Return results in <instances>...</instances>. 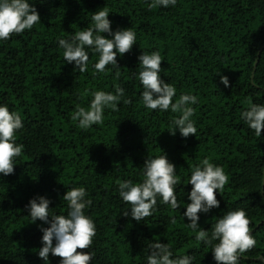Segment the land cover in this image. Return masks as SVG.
Instances as JSON below:
<instances>
[{"label": "trees", "instance_id": "16d2710c", "mask_svg": "<svg viewBox=\"0 0 264 264\" xmlns=\"http://www.w3.org/2000/svg\"><path fill=\"white\" fill-rule=\"evenodd\" d=\"M151 0H34L41 21L32 30L0 41V103L18 112L24 127L16 135L23 145L14 173L0 178V264H44L38 252L41 221L31 223L29 201L44 195L50 211L66 215L67 190L84 187L92 201L85 210L96 225L90 264H147L148 245L171 246L174 256L192 255L193 264H216L211 245L195 239L183 217L191 169L208 158L223 167L228 182L219 208L200 214L212 225L227 211L243 209L257 241L241 264L264 255V129L260 137L240 118L249 101L264 105V0H178L175 7H150ZM107 8L112 28H130L137 43L117 56L115 69L96 73L98 54L89 53L86 72L64 63L58 38L92 26L93 12ZM104 35H108L105 33ZM110 38V37H109ZM158 51L161 77L183 93L195 94L197 134L187 138L168 129L179 116L149 110L141 102L138 57ZM257 62V65H256ZM111 69V66H108ZM228 76L230 86L221 83ZM125 89L130 104L105 109L103 124L82 130L71 120L76 105L87 108L92 93ZM167 154L176 165V195L171 209L157 198L153 214L137 222L118 193V182L143 179L148 156ZM174 221V222H173ZM49 255L45 264H59Z\"/></svg>", "mask_w": 264, "mask_h": 264}, {"label": "clouds", "instance_id": "9594fccd", "mask_svg": "<svg viewBox=\"0 0 264 264\" xmlns=\"http://www.w3.org/2000/svg\"><path fill=\"white\" fill-rule=\"evenodd\" d=\"M178 0H151L150 7H175ZM109 10L102 8L93 12L92 26L87 30L75 32L68 38H58V46L63 49L64 63L74 64V69L83 73L87 71L89 53L98 54L94 64L96 73H105L115 69L118 79L121 75L117 56L123 57L137 43L136 33L130 28L113 30V21L109 19ZM41 21L34 0H0V41L8 40L13 34H21L25 30H32ZM107 33L108 35H104ZM110 37V38H109ZM138 79L143 87L141 102L149 110L166 112L171 110L179 113L172 120L168 129L173 135L177 130L184 138L197 134L194 107L198 103L195 94L183 93L173 102L177 94L175 86L165 82L161 77L162 57L158 51L148 54L143 52L139 57ZM111 66V69L108 66ZM221 83L228 87V76H221ZM130 104L131 99L125 98V89L117 85L114 92L98 90L92 93L90 105L85 108L76 105L71 114V120L82 130H88L93 125L103 124L104 110H119L120 103ZM249 129L254 130L257 137L264 129V105L249 101V107L240 117ZM21 115L9 106L0 103V178L14 173L16 159L22 156L23 145L16 143V135L23 129ZM143 179L139 183L132 180L118 182L119 197L130 205L131 216L137 222H143L151 216L159 197L161 203L169 205L175 210L181 207L176 195L179 177L176 165L171 162L167 154L148 156L142 168ZM228 176L223 167L202 159L191 169L187 184L192 188L187 193L188 201L183 217L189 221L187 227L196 233L195 239L205 245H211L213 259L216 264H241L249 257L257 241L250 229V220L245 210L227 211L211 227V231L201 227L200 214L209 213L213 208H219L221 201L217 199V190L222 194ZM84 187L67 190L62 199L67 201L66 215L51 212L52 201L44 196L33 197L25 207L28 209L31 223L38 220L49 227L41 226L43 233L38 255L47 262L49 255L61 257L59 264H90L94 253L77 251V249L91 248L96 235V225L92 218L85 214V210L92 201L87 198ZM174 222V221H173ZM147 264H193L192 255L174 256L171 246L167 243L155 241L148 246ZM254 264H264V255L254 257Z\"/></svg>", "mask_w": 264, "mask_h": 264}, {"label": "water", "instance_id": "95a60500", "mask_svg": "<svg viewBox=\"0 0 264 264\" xmlns=\"http://www.w3.org/2000/svg\"><path fill=\"white\" fill-rule=\"evenodd\" d=\"M256 65H257V62H256ZM263 191H264V179H263Z\"/></svg>", "mask_w": 264, "mask_h": 264}]
</instances>
